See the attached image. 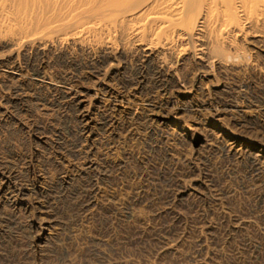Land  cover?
<instances>
[{
    "label": "bare ground",
    "instance_id": "obj_1",
    "mask_svg": "<svg viewBox=\"0 0 264 264\" xmlns=\"http://www.w3.org/2000/svg\"><path fill=\"white\" fill-rule=\"evenodd\" d=\"M197 110L243 131L264 116V0H0V236L21 213L28 264H71L77 243L50 215L71 196L80 240L108 244L90 223L124 206L106 182L138 160L129 143L182 138L156 114ZM227 131L210 130L226 153L264 161L263 143ZM14 258L1 241L0 264Z\"/></svg>",
    "mask_w": 264,
    "mask_h": 264
},
{
    "label": "rangeland",
    "instance_id": "obj_2",
    "mask_svg": "<svg viewBox=\"0 0 264 264\" xmlns=\"http://www.w3.org/2000/svg\"><path fill=\"white\" fill-rule=\"evenodd\" d=\"M156 115L175 119L183 136L163 129L147 144L129 143L138 160H129L120 177L113 173L106 182L124 206L119 215L100 212L90 223L93 229H108V244L90 246L80 240L85 212L71 196L50 209L61 223L64 245L77 243L71 264H264V161L228 154L210 135L213 127L229 129L264 146V116L243 131L206 110ZM137 173H146L145 178ZM16 216L17 222L0 236L15 252L9 264L39 262L29 243L34 233L19 226L26 217Z\"/></svg>",
    "mask_w": 264,
    "mask_h": 264
}]
</instances>
